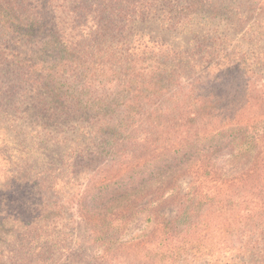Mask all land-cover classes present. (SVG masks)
Masks as SVG:
<instances>
[{
    "label": "trees",
    "instance_id": "16d2710c",
    "mask_svg": "<svg viewBox=\"0 0 264 264\" xmlns=\"http://www.w3.org/2000/svg\"><path fill=\"white\" fill-rule=\"evenodd\" d=\"M0 4V28L9 38L21 35L6 41L0 56L17 59L19 51L12 47L16 43L31 42L38 33L49 37L44 42L53 46L54 63L63 72L51 76L57 83L52 100L60 112L58 120L70 121V130L81 128L72 131V172L74 179L84 175L86 183L81 192L74 191L73 199L83 238L103 249L98 256L73 253V263L109 264L122 257L124 264H264V0H0ZM149 20L181 27L190 34L189 45L177 52L155 39L146 40L135 27ZM32 67L22 74L39 69L35 63ZM197 67L207 76L179 84L168 103L174 107L164 102L167 98L157 97L170 73L181 74L185 68L187 74ZM237 73L244 74L247 100L248 96L249 102L255 100L249 106L255 104L258 113L251 115L244 105L223 121L227 130L238 131L225 143L230 149L224 162L212 152L220 149L225 128L212 126L218 139L203 144L210 137L191 135L190 123L196 116L189 115H195L191 110L195 103H208L210 96L200 90L203 86L213 85L220 75ZM35 76L29 77L31 89L38 84ZM119 96L126 100L120 102ZM152 97L156 102L144 110L150 118L144 125L154 131L142 127L148 134L141 137L137 124L129 122L142 115L137 103ZM208 109L201 108V116H208ZM79 114L83 117L77 119ZM174 125L185 134L173 130ZM159 128L163 136L155 134ZM81 138L87 139L85 146ZM240 152L249 156L243 166L230 162ZM192 172L196 176L191 185L179 193L173 183ZM207 176L210 191H203L199 184ZM229 199L230 210L222 218L218 207L223 203L225 208ZM8 212L0 207L1 232ZM233 227L240 236L229 241L226 234ZM133 230L143 231L133 236ZM6 232L0 235V264H58L31 248L28 233L19 230L8 237ZM131 245L140 252H125Z\"/></svg>",
    "mask_w": 264,
    "mask_h": 264
},
{
    "label": "rangeland",
    "instance_id": "374dc122",
    "mask_svg": "<svg viewBox=\"0 0 264 264\" xmlns=\"http://www.w3.org/2000/svg\"><path fill=\"white\" fill-rule=\"evenodd\" d=\"M135 30L146 40L155 39L167 46V50L170 51L182 52V49L190 43L188 40L190 34L182 30L181 27L169 28L157 20L137 24ZM19 36L21 35L9 38L6 31L0 28V52L4 51L6 41L14 40ZM43 36L45 35L38 33L31 42H25V44L18 42L16 46L13 43L12 47L19 51V57L15 56L17 59L0 56V207L11 211L6 215L8 224L2 232L0 231V235L8 231L6 235L9 237L14 233L17 234L19 230L24 231L32 239L30 246L35 252L44 253L45 258H50L58 264H75L71 261L73 253L87 252L98 256L103 246L99 249L95 248L96 242L87 243L83 238L84 227L82 220L78 217L73 194L74 191L81 192L86 181L84 175H79L77 179H74L73 155L71 154L72 140L75 137L72 131L80 132L81 128L70 130V121L67 119L58 120L60 112L56 113L57 108L52 100V94H54L52 88L57 83L51 79V76L53 74L63 76V72L57 69L58 67L54 63L56 55L53 46L44 42L47 37ZM48 38L47 40H49ZM34 63L39 66L37 71L34 70L28 76L22 74V71H27L29 67L33 69L32 64ZM184 70L185 68L181 70V74L170 73V79L167 81L163 93L157 96L163 99L167 98L164 102L171 108L174 107V103H168L172 100L170 97L173 92L180 88L179 84H186L191 78L198 76L204 79L208 74L200 67L188 70L187 74L184 73ZM33 74L36 75L35 80H38L36 85L38 89L30 88L29 77H32ZM123 75L124 73L121 74L119 81L122 80ZM22 77L24 78L21 79ZM242 79H245L242 73L232 76L224 74L218 76L213 85L203 86L200 90L210 96H206L208 103H195L191 106L195 115H189L196 116V120L190 123L191 126H194L190 129L191 135L201 137L204 134L203 137H210L203 144L218 139L217 135L219 134L215 133L217 130H211L212 126L225 128L220 133L223 140L220 149L218 152L216 151L217 153L212 152L224 162L228 161L225 160L229 157L226 152L230 149L229 147L224 148L225 143L238 131L231 128L227 130L229 126L223 124V121L227 117H232L237 110L245 107L244 105H246L245 109H249L251 115L258 113L255 104L249 106V103L255 102V100L249 102V96L247 100L249 94ZM115 89L110 88L109 91L114 92ZM157 97L146 99V102L139 101L137 104L143 108L142 115H137L136 119L129 122L134 126L137 124L140 128L138 134L141 137L148 134L142 127L149 129L150 133L154 131V128L144 125L147 124L146 122H150L148 113L144 110L151 109ZM119 100L123 102L126 98L119 96ZM142 100H144V95ZM203 107H209L208 116H201L200 112ZM247 110L244 114H247ZM81 117L83 116L79 114L77 119ZM170 124L165 125L164 129H166L165 127L168 129ZM194 128L197 129L194 131ZM173 130L185 134V130L178 125H174ZM159 133H162L161 136L165 134L160 128L155 129V134ZM86 140V138L80 139L82 146H85ZM240 144L241 142L239 146ZM232 158L235 159H231L230 162L240 161L243 166L248 163L249 156L246 155V152H240ZM223 165L218 170H222ZM221 173L223 176L227 174L226 172ZM193 176H196V173L181 175L175 180L173 186L179 193H184L191 185ZM210 182L207 176L199 184V189L210 191ZM232 199L225 202V208L223 203L218 207L220 217L225 218L228 215L230 210L228 204ZM169 211L170 209L166 210L167 213H170ZM75 221L78 222V225L75 224ZM142 231L133 230L132 235L137 236ZM238 236H240L239 229L233 227L228 229L226 239L230 241ZM88 250L95 252L90 253ZM136 250L140 252L137 246L131 245L125 252L136 253ZM80 262L84 264V261ZM124 262L126 261L122 257H117L111 259L109 264H124Z\"/></svg>",
    "mask_w": 264,
    "mask_h": 264
}]
</instances>
